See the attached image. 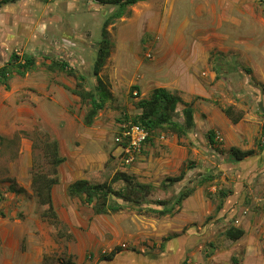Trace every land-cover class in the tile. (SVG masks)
<instances>
[{"label":"rangeland","instance_id":"1","mask_svg":"<svg viewBox=\"0 0 264 264\" xmlns=\"http://www.w3.org/2000/svg\"><path fill=\"white\" fill-rule=\"evenodd\" d=\"M231 1L233 8L237 0H148L128 7L126 16L116 20L108 28L112 44L111 55L100 77L116 99L106 103L95 122L94 133L98 138L91 143V147L98 145L106 149H102L101 154L107 156V163L103 170L90 175V181L106 183L123 173L136 183L153 187L151 195L140 204L115 200L125 206L118 213L119 222L123 224L122 230L117 228L119 222H115V214L94 215L92 208L81 200L65 197L61 192L58 193V219H50L47 207L38 201L33 175L38 173L49 176L51 181L54 179V167L45 145L55 138L39 128H28V132H24L25 136L22 131H13L11 125L7 126V122L1 120L5 115L2 109L6 110V107L0 104V264H100L105 256L118 248L129 252L137 251L141 244L154 252L157 245L173 241L184 234L197 240L203 236L199 235L202 233L199 226H205V235H213L211 228L226 220L225 218L211 222L212 215L203 219L197 217L198 221L187 227L185 233H171L168 237L161 235L160 223L174 221L181 213L184 202L202 189L205 190L203 194L206 202L210 201L215 207L220 199V192H223L220 188L226 189L224 186L232 181L230 189L234 190L235 185L241 182L240 178H245L239 169L233 171L232 175H225L229 170H225L223 163L212 155L207 139L211 129L210 121L204 113L205 107L216 105L221 109L226 107V110L232 108L235 117L245 114L243 108L234 105L237 103L250 111H263V104L259 101L264 98V91L255 83L249 85L252 73L247 75L244 71L249 70L253 62L257 66L263 59L258 50L254 51L252 57L247 56L245 48L246 44L260 43L258 31L264 19V0H247L250 15L241 17L244 26L235 21L240 18L237 10H228ZM118 9L117 5H101L95 0H17L0 6V35L9 39L0 69L13 53L20 58L33 56L36 63L46 69L52 61L59 60L67 64V71L77 75L56 72L58 85L78 90L77 85L82 84L81 88L93 90L97 84L93 67L98 45L102 41L103 24ZM252 10L255 12L254 16L251 15ZM226 48H237L239 52H226ZM207 50L210 56L208 62L217 60L215 67L218 75L215 81H211V86L205 84V87L210 90L216 85L214 96L217 100L195 97L187 104L194 103L197 127L195 125L181 138L162 131L169 139L167 145H162L166 149L162 147L153 157L136 160L133 165L123 168L120 160L115 158L114 150L112 151L116 134L113 122L116 120L118 124L125 115L130 118L139 116L141 111L137 108V103L152 95L150 93L149 96L142 97V91L145 93L154 88L166 89L161 85H164L163 80L171 79L166 73L170 66L174 65L171 76H178L180 65L201 64L199 56ZM203 63L205 65V60ZM205 68H201L202 79H208L209 73L213 71L212 68ZM254 71V79L251 78L262 79L257 68ZM14 74L17 76L13 71L12 77H15ZM41 75L49 77L46 73ZM78 76H83L84 81L80 82ZM3 90L4 87L0 84V93ZM226 90L229 91L227 94ZM176 93L179 95V92ZM56 100L61 102L58 96ZM78 106L70 105V111L83 119L90 105L81 103ZM52 109L55 112L62 110L55 103ZM183 109L184 106H180L178 115L174 117L175 122L182 125ZM10 123L17 124L15 120L9 121ZM55 124L57 137L63 138L69 134ZM23 140L31 152L30 160L26 159L27 151L20 155V151L25 150ZM217 143L221 146L220 142ZM261 143L264 144L263 140ZM76 144L79 145L78 142ZM175 146L179 151H189L188 160L179 171L172 164L174 152L171 150ZM182 171L186 172L183 182L162 188L167 178L178 177ZM57 176L59 180V172ZM211 176L215 177L209 183L199 185L204 178ZM249 177L255 183L262 184L264 171L261 166L252 170ZM233 180L237 182L234 185ZM214 187L218 190L217 196L211 191ZM125 188L126 184L122 181L114 184L117 191ZM188 190L193 193L182 204L177 203L179 197L183 193L187 194ZM159 201L169 203L166 209L172 211L171 215L158 217L150 213V210H163L157 205ZM168 238L173 239L167 240ZM209 247L206 246L208 251L211 250Z\"/></svg>","mask_w":264,"mask_h":264},{"label":"crops","instance_id":"2","mask_svg":"<svg viewBox=\"0 0 264 264\" xmlns=\"http://www.w3.org/2000/svg\"><path fill=\"white\" fill-rule=\"evenodd\" d=\"M232 3L233 1L229 3L230 9L228 10L232 11V9H236L240 18L235 19V21L239 23L238 25L244 26L245 24L241 17L244 15L248 17L250 15L248 10L250 4L247 0H237L236 5L232 8ZM254 14L255 12L252 10L251 15L254 16ZM262 21L261 29L258 31L260 43L258 45L246 44L245 54L252 57L254 51L258 50L263 56V59L260 60L261 62L259 61L257 66L254 65V62L252 63L253 65L250 64L249 70H252L251 77L254 79V70L257 68L262 79L254 80V83L264 88V65L262 66L264 63V19ZM1 23L0 13V25ZM8 44L9 39L0 35V51L6 50ZM226 49V52H239L237 48ZM208 51L203 52V55L199 56V59H201V64L199 65L195 64V66H192L184 63L179 66L178 64V76H171V70L174 65L170 66L166 73L170 75L171 79L163 80L164 85H161V87L166 88L172 93L179 92V96L186 103H191L195 97L197 99L217 100L214 96L216 85L210 90H207L205 87V84L211 86V81H215L218 75L215 67L217 60L214 59L213 62L209 63L208 59H210V56ZM204 60L205 65L203 63ZM195 62L196 60L193 61V64ZM174 64L176 63L174 62ZM203 67H206L205 69L207 70H210V68L213 70L209 73L208 79L201 78L203 74L201 68ZM45 73L49 77L41 75ZM16 75L14 74L15 77L9 80L10 89L6 90L3 86L4 90L0 93V104L6 107V110L4 108L2 109L5 115L3 116L4 119L2 118L1 120L7 122V126L11 125L13 131H22L23 136H25L24 132H28V128L31 130L37 128L46 130L59 143L60 157L65 159V161L58 167L60 174L59 184L54 186L52 191L55 213L58 217L57 211L60 206L58 205V193L61 192L65 197H69L67 189L70 185L81 180L90 181V175L103 170L106 166L107 156L101 154L103 153L102 149L104 151L106 149L98 145H95L96 147L93 148L91 147V143L97 141L98 138L96 133H94L95 125L97 124L95 122H97L101 113L100 115L98 114L99 116L95 118L92 125H86L85 117L79 119L78 114L70 111V105L75 106L76 104L80 107L82 103L80 97L73 92L76 89L58 85L56 72H52L48 68H42L38 63H36L34 69L27 72L24 76L18 75L17 73ZM48 78H51V80L49 81ZM219 83L222 82L219 81ZM154 89L145 93L142 91V97L149 96ZM228 92L226 90L225 94ZM111 94L112 100H115V94L113 92ZM57 96L61 102L56 100ZM187 96L188 99H186ZM259 102L263 104V111H250L243 105H239L238 103L234 104L237 107L243 108L245 112L242 120L238 124L232 123L230 118L226 116L224 113L226 107H223L225 110L216 105L211 106L212 108L205 107L204 113L210 121V131L222 135L223 139L220 137L222 139L220 148L225 151L239 149L244 152H253V155L241 162L238 168L225 172V175H232L233 171L239 169L244 173L243 177L245 178H240L241 182L238 184L233 180V185L236 184L234 190L232 188L230 189L232 181H230L228 186H224L226 189L220 188V191L228 192V197L222 200L219 199L215 207L210 201L208 203L206 202L205 195L203 194L205 190L202 189L201 192L190 196L184 202L181 213L179 212L174 221L166 220L162 224L160 223L161 235L169 236L171 233L175 235L185 233L187 227L198 221L197 217L203 219L212 215L213 219L211 222L225 218L226 220H222L223 222L219 224L214 223L217 226L211 228L213 235H205V226L204 228L199 226L200 221L197 225L202 230L201 232L203 234H199L203 235L202 238L195 240V237L192 238L193 236L184 234L173 241L157 245L158 247H156L154 252L149 251L148 247L140 244L141 247L139 250L130 252L123 251L114 262H103L100 264H184L185 262L187 264H264V179L262 180L263 183L260 184V182L255 183L252 181V177H249L252 170H257L260 166L261 170L264 171V148H260V138L264 132V98ZM53 103L60 106L62 110L55 112L52 109ZM192 107L194 109L195 125L197 127V110L194 107V103ZM14 120L17 124H9V121ZM55 123H57L59 128H64L63 132L69 134L63 138L57 137L55 135L57 133ZM119 125L120 122L118 124L116 120L113 122L116 134ZM161 134L164 135L163 133ZM164 136L166 138L165 142H162L159 136H155L151 143H147L137 161L153 157L162 147L165 148L162 145H167L169 139L167 140L168 137L166 135ZM22 142L25 150L20 151V155L27 151L26 159L30 160L31 152L27 148V143L24 140ZM77 142L79 145L76 144ZM113 150L116 155L115 158L120 160L119 156L121 155V151L115 142H113ZM171 151L174 152L172 155V164L179 171L181 167L183 168L185 166L188 160L187 158L189 157V151H179V148L176 146ZM25 153L23 154V159H25ZM211 191H214L216 196L218 195V190L215 187ZM221 204L222 209L218 210ZM114 217L115 222L118 223L120 221L119 214H115ZM157 220L160 221L161 219ZM121 225L123 224L119 222L117 225L118 230L123 229ZM231 228L242 230L245 232V235L239 241H231L226 236ZM196 237H198V234ZM100 240L103 241V239ZM206 246H210L209 249L211 250L208 251Z\"/></svg>","mask_w":264,"mask_h":264},{"label":"trees","instance_id":"3","mask_svg":"<svg viewBox=\"0 0 264 264\" xmlns=\"http://www.w3.org/2000/svg\"><path fill=\"white\" fill-rule=\"evenodd\" d=\"M17 0H2L1 5H8L10 2H16ZM48 1V0H42ZM101 5H117L118 11L109 17L103 24L102 28V41L99 43L96 53V61L93 67V75L97 80V84L93 90H86L81 88L82 84H78V90H74V94L78 95L82 103H89L90 109L85 116V124L90 126L94 122L98 114L105 108L108 101L112 100V94L109 91L105 82L101 79L100 74L104 69L108 58L111 55V40L109 38L108 28L119 20L126 16V9L128 7L135 6L139 3L146 2L148 0H95ZM4 51H0V62H3L2 55ZM9 61L0 69V84L9 90V80L12 78V72L15 71L18 75L24 76L27 72L36 67V58L33 56H25L20 58L17 54L13 53L9 55ZM67 64L62 61L55 60L48 66V70L66 73L69 76H75L74 72L67 71ZM247 75H250L251 70L244 71ZM77 79L81 82L84 81L83 76H78ZM249 85H254V80L249 78ZM261 87V86H260ZM262 88V87H261ZM138 90V88H136ZM264 91V88H262ZM180 106H184L182 111L184 117V124L175 122V116L178 115V109ZM137 108L141 111L139 116L134 118L127 117L125 120H132L134 123L140 124L141 127L146 129L150 138L148 143H151L153 136L158 135L162 131H168L175 134L178 138L187 135L188 131L195 127V113L191 104H187L176 93H172L167 89H155L152 92L150 98L141 100L137 103ZM232 108L224 111L227 117L230 118L232 123L238 124L243 115L235 117ZM122 121H120L121 123ZM158 133V134H157ZM116 136V134H115ZM217 134L213 131L208 132L207 139L210 146L212 155L216 157L219 162L223 163L225 170L236 169L240 166L247 157L252 156L253 152H244L239 149H230L225 151L216 142ZM264 139V132L262 135ZM260 148H264V144L260 141ZM46 152L50 155L51 164L54 167L53 176L51 181L49 176L35 173L33 175V184L35 185V192L39 203L42 206L47 207L48 216L52 220H57V214L53 204L52 191L54 186L59 184L58 180V167L62 165L65 159L60 157L59 143L54 140L45 145ZM120 159V158H119ZM191 169V168H190ZM215 176L204 178L199 185L209 183ZM186 178V172L182 171L178 177H169L166 179L162 188L172 187L175 184L181 183ZM124 182L126 188L124 190L117 191L114 189V184L117 182ZM153 187L150 185H144L136 183L132 178L126 174L119 173L113 177L110 182L106 183H93L89 180H81L73 183L67 189V194L70 198H77L82 201L83 204L92 208V211L97 216H105L111 214H117L125 209V206L120 204L118 200H122L128 204H140L142 200L151 195ZM222 191V190H221ZM220 192V191H219ZM193 193V191L182 194L179 197L177 203L182 204L185 198ZM228 192H220V199L228 197ZM116 199L117 202L115 201ZM157 205L163 208V210H150V213L158 215L159 217H165L171 215L172 211H168L166 207L169 205L167 201H159ZM222 209V204L218 207V210ZM245 232L231 228L226 236L231 241H239ZM177 237V236H176ZM173 238H168L171 240ZM122 248H118L115 252H112L108 256H105L103 262L112 263L122 252ZM119 254V255H118ZM73 264V263H70ZM184 264H187L185 262Z\"/></svg>","mask_w":264,"mask_h":264},{"label":"built area","instance_id":"4","mask_svg":"<svg viewBox=\"0 0 264 264\" xmlns=\"http://www.w3.org/2000/svg\"><path fill=\"white\" fill-rule=\"evenodd\" d=\"M135 96L137 93L134 94ZM119 125L118 132L114 138L116 146L120 149L121 155L120 163L123 168L133 165V163L142 154L144 147L148 143L150 138L149 132L140 126L138 123H134L132 120L122 119ZM158 134V133H157ZM162 142L166 141L164 135L159 133L158 135ZM155 135L153 136V138ZM219 134H217L216 141L221 142ZM264 142V139H262Z\"/></svg>","mask_w":264,"mask_h":264},{"label":"clouds","instance_id":"5","mask_svg":"<svg viewBox=\"0 0 264 264\" xmlns=\"http://www.w3.org/2000/svg\"><path fill=\"white\" fill-rule=\"evenodd\" d=\"M261 139H263V137L260 138V141H262Z\"/></svg>","mask_w":264,"mask_h":264}]
</instances>
